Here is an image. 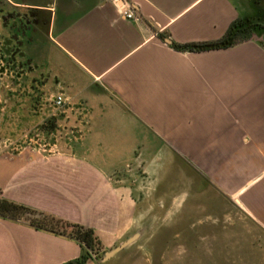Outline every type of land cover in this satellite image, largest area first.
<instances>
[{"label": "crops", "instance_id": "obj_1", "mask_svg": "<svg viewBox=\"0 0 264 264\" xmlns=\"http://www.w3.org/2000/svg\"><path fill=\"white\" fill-rule=\"evenodd\" d=\"M120 1L133 19L112 0H0V26L29 17L26 53L33 74L46 75L24 111L38 122L60 110L61 126L75 129L69 151L1 152L0 197L92 229L106 252L135 234L137 186L176 154L264 230L256 0ZM231 26L248 35L227 48L172 47L219 42ZM80 253L75 241L0 217V264H64Z\"/></svg>", "mask_w": 264, "mask_h": 264}, {"label": "rangeland", "instance_id": "obj_2", "mask_svg": "<svg viewBox=\"0 0 264 264\" xmlns=\"http://www.w3.org/2000/svg\"><path fill=\"white\" fill-rule=\"evenodd\" d=\"M27 19L0 26V153L69 151L75 129L61 126L60 110L38 122L24 111L34 101L29 91L47 84L42 67L33 74L26 53L31 44ZM170 157L163 168H155L158 176L137 186V238L111 259L102 261L106 251L88 264H264V230L237 199L224 195L186 160Z\"/></svg>", "mask_w": 264, "mask_h": 264}, {"label": "trees", "instance_id": "obj_3", "mask_svg": "<svg viewBox=\"0 0 264 264\" xmlns=\"http://www.w3.org/2000/svg\"><path fill=\"white\" fill-rule=\"evenodd\" d=\"M239 33L246 34L248 33V29L244 28L237 30L234 26H231L224 39L219 42L201 45L172 44V47L179 51L192 52L224 49L232 44L234 37ZM0 217L13 221H23L34 230L77 242L81 249L80 256L76 260L64 264H88V262L93 260L99 253H105L101 242L92 229L64 221L53 215L5 200L2 197H0Z\"/></svg>", "mask_w": 264, "mask_h": 264}, {"label": "built area", "instance_id": "obj_4", "mask_svg": "<svg viewBox=\"0 0 264 264\" xmlns=\"http://www.w3.org/2000/svg\"><path fill=\"white\" fill-rule=\"evenodd\" d=\"M118 13L126 20L133 19V12L127 3H122L120 0H112ZM120 1V2H119ZM63 104V99L61 96L57 95L53 99V105L56 109H60Z\"/></svg>", "mask_w": 264, "mask_h": 264}, {"label": "flooded vegetation", "instance_id": "obj_5", "mask_svg": "<svg viewBox=\"0 0 264 264\" xmlns=\"http://www.w3.org/2000/svg\"><path fill=\"white\" fill-rule=\"evenodd\" d=\"M256 4V16L252 21L251 27L254 28L258 32V34H260V37L262 39L264 37V0H256ZM248 22L249 21H247V24Z\"/></svg>", "mask_w": 264, "mask_h": 264}, {"label": "water", "instance_id": "obj_6", "mask_svg": "<svg viewBox=\"0 0 264 264\" xmlns=\"http://www.w3.org/2000/svg\"><path fill=\"white\" fill-rule=\"evenodd\" d=\"M136 238H137V235H134L131 238H129V239L125 240L124 242H122L120 245H118L114 249L106 252L104 254V256H103L102 261L105 262V261L111 259L115 254H117L122 249H124L126 246H128L130 243H132Z\"/></svg>", "mask_w": 264, "mask_h": 264}]
</instances>
